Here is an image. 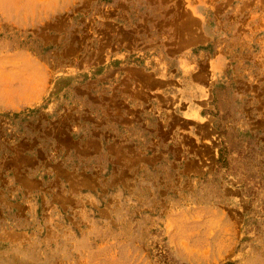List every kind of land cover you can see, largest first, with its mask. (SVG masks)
Listing matches in <instances>:
<instances>
[{
    "label": "rangeland",
    "instance_id": "rangeland-1",
    "mask_svg": "<svg viewBox=\"0 0 264 264\" xmlns=\"http://www.w3.org/2000/svg\"><path fill=\"white\" fill-rule=\"evenodd\" d=\"M0 264H264V0H0Z\"/></svg>",
    "mask_w": 264,
    "mask_h": 264
},
{
    "label": "crops",
    "instance_id": "crops-1",
    "mask_svg": "<svg viewBox=\"0 0 264 264\" xmlns=\"http://www.w3.org/2000/svg\"><path fill=\"white\" fill-rule=\"evenodd\" d=\"M175 66L179 65V60H174L173 63ZM181 77L184 78L183 76V72H181ZM186 77V76H185ZM185 82L181 83V87H177V86H172L168 85L167 87L169 88V92H172L175 95H183L184 97L182 98L183 101L185 100V102H187V100H195L197 101V103H203L206 99V89L208 87V81L207 79L203 80V79H198L197 81L189 78H185ZM175 80L176 79H172ZM165 82H170V79H166ZM171 83V82H170ZM183 101H181L178 105L180 106L181 104H183ZM194 104L193 105H188V103L186 104L185 108L183 111H181L180 113V117L182 119L185 120H190L189 116L194 112Z\"/></svg>",
    "mask_w": 264,
    "mask_h": 264
}]
</instances>
